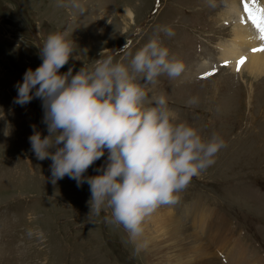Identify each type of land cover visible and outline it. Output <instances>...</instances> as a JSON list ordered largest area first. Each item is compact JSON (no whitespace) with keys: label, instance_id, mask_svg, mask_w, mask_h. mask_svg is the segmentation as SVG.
Returning a JSON list of instances; mask_svg holds the SVG:
<instances>
[{"label":"rangeland","instance_id":"rangeland-1","mask_svg":"<svg viewBox=\"0 0 264 264\" xmlns=\"http://www.w3.org/2000/svg\"><path fill=\"white\" fill-rule=\"evenodd\" d=\"M228 1L215 0L212 8L209 0H76L85 9L81 14L72 0H0V264H144L145 247L133 244L124 227L111 222V209L87 222L89 185L77 187L68 176L51 184V160L40 161L31 151L32 125L42 138L47 135L42 102L14 103L15 85L27 69L42 63L40 47L57 30H73L69 39L76 44L61 73L91 67L101 54L111 55L127 41V51L134 54L154 36L183 63L181 75L162 74L145 90L149 98L164 95L178 122H188L205 139L218 134L225 147L213 165L176 193V203L160 207L181 214L200 192L241 237L240 259L251 264L256 256L264 264V105L247 103L248 92L254 95L264 87V74L253 79L245 70L233 72L220 64L219 43L232 39L226 18L232 20V14H219ZM126 9L134 14L128 28L120 19ZM104 24L100 35L96 29ZM165 28L174 35H166ZM114 59L127 65L131 56L121 53ZM192 98L197 103L189 106ZM106 158L107 150L85 175H97Z\"/></svg>","mask_w":264,"mask_h":264},{"label":"clouds","instance_id":"clouds-1","mask_svg":"<svg viewBox=\"0 0 264 264\" xmlns=\"http://www.w3.org/2000/svg\"><path fill=\"white\" fill-rule=\"evenodd\" d=\"M71 7L85 11L76 0ZM209 7H216L215 0H209ZM163 31L174 35L170 28ZM72 32L47 35L40 47L42 63L17 82L14 103L24 106L33 98L42 102L47 135L42 138L32 125L29 142L38 160H51L50 183L56 185L65 176L77 187L87 183V222L111 209V222L122 225L135 241L145 218L162 204L176 203V193L215 163L225 142L216 133L205 139L188 122H178L164 95L149 98L145 88L157 77L175 78L184 71L158 36L134 54L127 51L126 40L122 49L101 54L91 67L61 73L75 51ZM121 53L131 56L129 64L114 59ZM196 103L195 98L187 101L189 106ZM105 150L106 164L97 175L86 176Z\"/></svg>","mask_w":264,"mask_h":264},{"label":"bare ground","instance_id":"bare-ground-1","mask_svg":"<svg viewBox=\"0 0 264 264\" xmlns=\"http://www.w3.org/2000/svg\"><path fill=\"white\" fill-rule=\"evenodd\" d=\"M250 1L252 0H242L241 2L239 0H229L219 12L222 17L228 12L233 16L232 20L230 19L231 15L226 17L231 21L230 33L232 39L228 40L229 43H219L220 60H222L220 64H226L233 72L242 73L245 70L253 79H258V76L264 74V51H253V49L259 48L264 44V41L259 38V30L251 23L250 15H261L260 10L264 9V0H257L253 7H250V4H252ZM245 3L249 6L250 13L245 12ZM241 10L244 12L241 13ZM133 15L131 9H126L125 14L119 16L121 20H126L123 22V27H130L129 22L134 21ZM123 17L126 19H123ZM249 23L252 25H249ZM105 24L98 26L96 29L100 35L105 33ZM127 25L129 26L127 27ZM241 57H244L245 61L243 64L238 65ZM251 82L252 80L249 87L252 89ZM256 85L258 84L256 83ZM248 93V98L251 100H247L249 106L252 104L254 106L264 105L263 85H261L260 90L254 91V95ZM250 138H253V136ZM209 207L210 205L207 204L200 192L195 199L186 203L181 214L159 206L150 216L145 218L142 224V234L135 241L130 239L129 235L128 239L140 248L145 247L144 256H140L144 264H226V262L229 264H250L249 261L240 259L243 245L241 237L239 235L237 237V234L235 236V229L223 214ZM187 219H190L189 223ZM205 224L209 225L207 230ZM197 228H200L202 235L198 233ZM136 254L140 253L136 251ZM244 256L247 257L246 254ZM257 263H261L259 257L253 256L251 264Z\"/></svg>","mask_w":264,"mask_h":264},{"label":"snow or ice","instance_id":"snow-or-ice-1","mask_svg":"<svg viewBox=\"0 0 264 264\" xmlns=\"http://www.w3.org/2000/svg\"><path fill=\"white\" fill-rule=\"evenodd\" d=\"M252 3H256V0H252ZM245 12H249L250 13V8L247 5V3H245ZM261 15L257 16V15H250V21L251 23L259 30V38L264 41V9H261ZM264 51V44H262L259 48L257 49H253V51ZM245 61L244 57H241L240 60L238 61V65L239 64H243ZM239 70V69H237ZM205 75H211V73H206Z\"/></svg>","mask_w":264,"mask_h":264}]
</instances>
